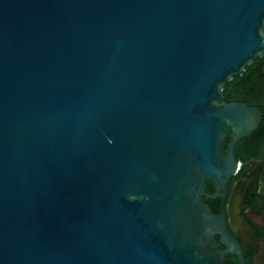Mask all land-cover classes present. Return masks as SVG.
Here are the masks:
<instances>
[{"label":"water","instance_id":"1","mask_svg":"<svg viewBox=\"0 0 264 264\" xmlns=\"http://www.w3.org/2000/svg\"><path fill=\"white\" fill-rule=\"evenodd\" d=\"M262 57L264 0H0V264L245 263L202 196L264 120L223 92Z\"/></svg>","mask_w":264,"mask_h":264},{"label":"flooded vegetation","instance_id":"2","mask_svg":"<svg viewBox=\"0 0 264 264\" xmlns=\"http://www.w3.org/2000/svg\"><path fill=\"white\" fill-rule=\"evenodd\" d=\"M261 65L259 62L258 67L263 72ZM263 80L264 73L260 74L258 81L263 82ZM259 91L263 92L260 96L264 99L262 86ZM250 92H253V89ZM240 102L247 103L250 106L261 107L264 110V101ZM230 141L231 138L225 140L223 145L224 152ZM239 142L235 146L239 166L237 172L228 180L225 199L202 196V200L209 205L211 211L216 215L223 210L227 212L229 228L241 244L245 263H242L237 255L232 253L225 255V263L264 264V140L257 144L253 149L255 155L248 160H243L238 156L237 148ZM212 184V186L207 185L208 194H213L217 189L215 183L212 182ZM214 239L217 242L220 241L218 235ZM219 248L225 250L226 246L221 244Z\"/></svg>","mask_w":264,"mask_h":264},{"label":"trees","instance_id":"3","mask_svg":"<svg viewBox=\"0 0 264 264\" xmlns=\"http://www.w3.org/2000/svg\"><path fill=\"white\" fill-rule=\"evenodd\" d=\"M262 65V70L259 69L258 63ZM264 73V57L259 58L254 63L249 65L243 75L234 76V78L228 82L224 88V95L227 102L231 101H244V102H263L264 99L260 96L263 92L259 91L262 89L264 91V80L259 82L260 74ZM262 83V84H261ZM261 85V86H260ZM253 89V92L250 90ZM249 91V93H248ZM264 140V120L260 125V129L255 131L252 137L243 138L237 148L238 156L243 160H248L255 155L253 149L257 144ZM248 143H250L248 145ZM207 185L212 186V182H207ZM207 201V199L205 198Z\"/></svg>","mask_w":264,"mask_h":264}]
</instances>
